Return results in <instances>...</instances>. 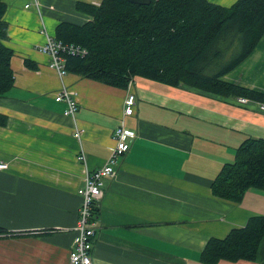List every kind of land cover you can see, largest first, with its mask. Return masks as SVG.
Instances as JSON below:
<instances>
[{
	"label": "crops",
	"instance_id": "0c3cea01",
	"mask_svg": "<svg viewBox=\"0 0 264 264\" xmlns=\"http://www.w3.org/2000/svg\"><path fill=\"white\" fill-rule=\"evenodd\" d=\"M208 1L229 7L236 0ZM3 2L14 82L0 96V161L8 163L0 171V264H70L82 203L77 189L87 171L107 162L120 123L129 149L117 156L116 175L102 178L94 204V264H208L200 257L208 239L264 216V188H247L237 201L211 189L245 140L264 139V103L139 76L124 88L68 71L59 76L37 49L43 29L55 36L62 21L83 24L92 17L76 2L101 0ZM220 79L264 95V34ZM63 86L76 101L73 116L54 98ZM130 91L134 113L121 122ZM214 264H264V236L254 260Z\"/></svg>",
	"mask_w": 264,
	"mask_h": 264
},
{
	"label": "trees",
	"instance_id": "16d2710c",
	"mask_svg": "<svg viewBox=\"0 0 264 264\" xmlns=\"http://www.w3.org/2000/svg\"><path fill=\"white\" fill-rule=\"evenodd\" d=\"M92 19L62 21L55 37L88 51L64 55L68 72L124 88L139 76L176 86L180 83L223 96H242L264 103V95L220 77L232 70L264 34V0H236L229 7L208 0H101L99 5L76 2ZM6 5L0 0V96L13 85L12 50L3 44ZM0 123L4 117L0 115ZM247 188H264V139H247L234 162L223 165L211 184L213 194L239 200ZM93 218L98 208L93 207ZM264 236V216H251L223 238L208 239L201 260H254Z\"/></svg>",
	"mask_w": 264,
	"mask_h": 264
},
{
	"label": "built area",
	"instance_id": "2783aa9c",
	"mask_svg": "<svg viewBox=\"0 0 264 264\" xmlns=\"http://www.w3.org/2000/svg\"><path fill=\"white\" fill-rule=\"evenodd\" d=\"M35 6L38 8L39 4L34 1ZM29 4L25 5L28 7ZM44 41L37 46V49L50 57L49 66L55 70L59 76H63L67 73L65 68L64 55L72 56H85L88 51L85 47L74 42H63L57 39L54 35H50L43 29ZM55 100H64L67 103L66 114L74 115L76 111V101L72 97L71 91L63 86L54 96ZM238 102L246 103L247 99L238 97ZM264 110V104L259 105ZM135 107V95L133 92H128L124 99V106L122 109V117L133 115ZM80 131H76L74 137L79 140ZM112 138L114 140V146L107 162L96 168L86 172L83 178V184L77 189V193L82 197V203L80 206L79 215L80 218L75 228L74 247L68 254L70 264H94L91 257L92 242L91 238L95 233L93 226L92 210L94 204L100 199L102 191L101 186L103 184L102 178L104 176L113 177L116 175L117 156L123 154L129 149V143L127 141V132L124 130L122 123L117 125L112 131ZM79 160L85 162L86 157L83 153L78 155ZM8 163L0 161V171L6 170Z\"/></svg>",
	"mask_w": 264,
	"mask_h": 264
},
{
	"label": "water",
	"instance_id": "95a60500",
	"mask_svg": "<svg viewBox=\"0 0 264 264\" xmlns=\"http://www.w3.org/2000/svg\"><path fill=\"white\" fill-rule=\"evenodd\" d=\"M127 1L136 4H148L150 2V0H127Z\"/></svg>",
	"mask_w": 264,
	"mask_h": 264
},
{
	"label": "rangeland",
	"instance_id": "374dc122",
	"mask_svg": "<svg viewBox=\"0 0 264 264\" xmlns=\"http://www.w3.org/2000/svg\"><path fill=\"white\" fill-rule=\"evenodd\" d=\"M130 81V80H129Z\"/></svg>",
	"mask_w": 264,
	"mask_h": 264
}]
</instances>
